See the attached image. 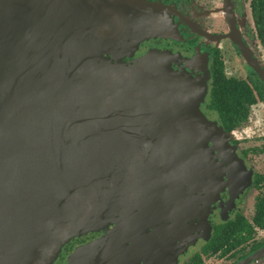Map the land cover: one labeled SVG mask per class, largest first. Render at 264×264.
Listing matches in <instances>:
<instances>
[{
	"label": "water",
	"instance_id": "1",
	"mask_svg": "<svg viewBox=\"0 0 264 264\" xmlns=\"http://www.w3.org/2000/svg\"><path fill=\"white\" fill-rule=\"evenodd\" d=\"M85 1L0 0V216L9 204L17 226L1 255L39 256L24 264L52 263L71 237L136 202L161 224L183 206L195 216L183 194L214 174L209 142L224 141L200 109L204 81L176 70L175 54L121 59V48L161 35L159 23L144 27L136 13L126 35L114 20L133 16V0ZM178 227L160 225L158 239L189 230Z\"/></svg>",
	"mask_w": 264,
	"mask_h": 264
},
{
	"label": "flooded vegetation",
	"instance_id": "2",
	"mask_svg": "<svg viewBox=\"0 0 264 264\" xmlns=\"http://www.w3.org/2000/svg\"><path fill=\"white\" fill-rule=\"evenodd\" d=\"M144 2L155 4L156 10L142 8ZM131 3L125 10L133 16L122 17L120 11L114 20L126 22L120 32L134 33L136 24L127 30V21L139 22V13L144 27L148 21L158 22L162 34L121 48L120 57L132 62L152 49L171 52L176 70L204 81L200 109L221 127L224 140L209 142L214 174L197 176L194 188L183 194L189 202H182L194 205L195 216H186L183 206L180 215L161 224L153 209L148 215V202H136L130 214H118L106 227L71 237L50 264H264V0ZM42 203L53 206L45 200L38 202L40 208ZM2 207L6 216H0V264L39 258L1 255L11 245L8 231L17 228L8 216L11 211ZM170 224L189 230L158 239L160 225Z\"/></svg>",
	"mask_w": 264,
	"mask_h": 264
},
{
	"label": "trees",
	"instance_id": "3",
	"mask_svg": "<svg viewBox=\"0 0 264 264\" xmlns=\"http://www.w3.org/2000/svg\"><path fill=\"white\" fill-rule=\"evenodd\" d=\"M225 121H227V119H224Z\"/></svg>",
	"mask_w": 264,
	"mask_h": 264
}]
</instances>
